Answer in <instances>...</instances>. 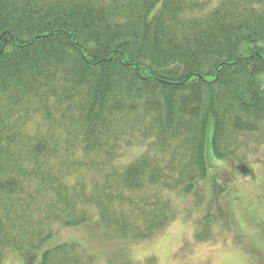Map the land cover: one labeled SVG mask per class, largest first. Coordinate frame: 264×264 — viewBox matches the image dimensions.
<instances>
[{"label": "trees", "instance_id": "16d2710c", "mask_svg": "<svg viewBox=\"0 0 264 264\" xmlns=\"http://www.w3.org/2000/svg\"><path fill=\"white\" fill-rule=\"evenodd\" d=\"M261 160L264 0H0V264H158L132 246L203 201L195 239L230 229Z\"/></svg>", "mask_w": 264, "mask_h": 264}, {"label": "rangeland", "instance_id": "374dc122", "mask_svg": "<svg viewBox=\"0 0 264 264\" xmlns=\"http://www.w3.org/2000/svg\"><path fill=\"white\" fill-rule=\"evenodd\" d=\"M252 166L254 172L245 177L230 171L234 184H226L222 191L225 203L229 202L234 228H216L214 237L198 241L194 237L196 218L204 212L207 202L197 208L186 204L183 216L154 239L132 246L131 255L140 261L154 256L158 264H264V162L255 161ZM69 233L84 238L92 252L105 254L114 250V244L102 243L93 229L82 227Z\"/></svg>", "mask_w": 264, "mask_h": 264}]
</instances>
